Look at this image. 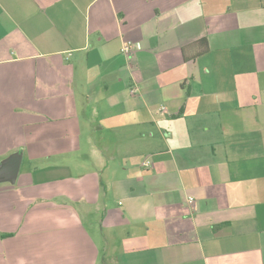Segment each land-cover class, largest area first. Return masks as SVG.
<instances>
[{
	"label": "crops",
	"instance_id": "obj_1",
	"mask_svg": "<svg viewBox=\"0 0 264 264\" xmlns=\"http://www.w3.org/2000/svg\"><path fill=\"white\" fill-rule=\"evenodd\" d=\"M17 152L0 264H264V0H0Z\"/></svg>",
	"mask_w": 264,
	"mask_h": 264
},
{
	"label": "water",
	"instance_id": "obj_2",
	"mask_svg": "<svg viewBox=\"0 0 264 264\" xmlns=\"http://www.w3.org/2000/svg\"><path fill=\"white\" fill-rule=\"evenodd\" d=\"M23 153L17 152L10 155L0 163V183L9 181L15 184L20 174Z\"/></svg>",
	"mask_w": 264,
	"mask_h": 264
},
{
	"label": "built area",
	"instance_id": "obj_3",
	"mask_svg": "<svg viewBox=\"0 0 264 264\" xmlns=\"http://www.w3.org/2000/svg\"><path fill=\"white\" fill-rule=\"evenodd\" d=\"M121 52H122L123 54L127 55V56L130 55V54L132 53V46H131L130 44L124 46V47L122 48ZM133 92H134V91H133ZM161 110L163 111V110H165V108H164V107H161ZM142 166H143V168H145V169H150V168L153 167V161L150 160V159H146V160L142 163ZM193 201H194V198H192V197L189 198V203H193Z\"/></svg>",
	"mask_w": 264,
	"mask_h": 264
},
{
	"label": "rangeland",
	"instance_id": "obj_4",
	"mask_svg": "<svg viewBox=\"0 0 264 264\" xmlns=\"http://www.w3.org/2000/svg\"><path fill=\"white\" fill-rule=\"evenodd\" d=\"M3 161V159L2 160H0V163ZM26 166H27V162H26V155H25V160H24V162H23V167H22V170L23 169H25L26 168ZM7 182H9V181H7ZM1 188V187H0Z\"/></svg>",
	"mask_w": 264,
	"mask_h": 264
}]
</instances>
